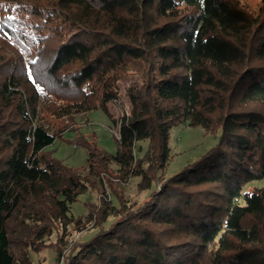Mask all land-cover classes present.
Here are the masks:
<instances>
[{"label": "trees", "instance_id": "obj_1", "mask_svg": "<svg viewBox=\"0 0 264 264\" xmlns=\"http://www.w3.org/2000/svg\"><path fill=\"white\" fill-rule=\"evenodd\" d=\"M128 73L141 82L126 91L114 156L79 137L83 172L44 152L75 129L45 116L101 109L116 125L108 104ZM177 125L219 132L216 143L138 206L109 182L118 206L102 197L82 220L68 215L111 163L149 188ZM263 178L264 0H0V264H31L54 230V264H264V187L247 188ZM92 221L67 247V227Z\"/></svg>", "mask_w": 264, "mask_h": 264}, {"label": "rangeland", "instance_id": "obj_2", "mask_svg": "<svg viewBox=\"0 0 264 264\" xmlns=\"http://www.w3.org/2000/svg\"><path fill=\"white\" fill-rule=\"evenodd\" d=\"M249 10H254L257 6L258 0H240ZM141 81L134 74L128 73L116 81V91L118 94V103L108 104V113L111 118L116 121L122 115L129 114L130 103L126 96V91L129 87ZM45 123L53 126L54 129L65 128L61 137H57L54 142L44 149V152L49 153L50 157L62 163L63 165L77 171L85 172L87 169V150L83 144L80 143L79 137H82L89 143H94L100 151L114 156L119 149L118 137L115 135V125L110 117L101 109L91 110L85 114H78L73 117L72 123L62 120H56L50 116H45ZM216 135L206 132L202 127H187L185 125H177L171 128L168 137V146L170 149V159L164 169L158 170L155 178L151 181L149 188L140 190L138 184L141 181L139 176L122 179L118 172V166L111 163L108 172L99 177L96 181L101 189L97 192L95 189L88 188L84 193L78 196L75 203L69 207L68 215L73 219L81 218L87 215V206L92 204L93 208H98L102 197L108 203L111 201L114 206H118L116 200L111 194L112 190L109 187V182L117 193L122 196L125 204L128 206H138L159 186L157 181L167 179L172 175L178 173L187 164L198 160L204 155L217 140ZM147 150V141H139L135 144V158L137 160L144 157ZM144 167H146L144 165ZM261 188L264 187V178L253 181L247 188ZM104 192V193H102ZM103 195H102V194ZM113 221L112 217L107 218L103 224L108 226ZM79 230V229H78ZM74 225H69L66 229L64 241L67 247L76 242L85 241L96 232V225L92 221L82 230L78 231ZM59 230H54L52 235L44 239V248L38 252H29V259L31 264H54L56 258V247L58 242Z\"/></svg>", "mask_w": 264, "mask_h": 264}, {"label": "built area", "instance_id": "obj_3", "mask_svg": "<svg viewBox=\"0 0 264 264\" xmlns=\"http://www.w3.org/2000/svg\"><path fill=\"white\" fill-rule=\"evenodd\" d=\"M115 103H118V98L116 99V101H114L113 102V104H115ZM116 126H117V128H116ZM115 128H116V130L114 131L115 133V135H117V137H118V139H119V134H118V130H119V121H117V124L115 125Z\"/></svg>", "mask_w": 264, "mask_h": 264}]
</instances>
